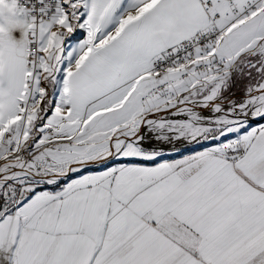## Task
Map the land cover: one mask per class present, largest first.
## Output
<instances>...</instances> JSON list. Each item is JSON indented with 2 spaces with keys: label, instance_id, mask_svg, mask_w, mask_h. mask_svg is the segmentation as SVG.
Returning <instances> with one entry per match:
<instances>
[{
  "label": "snow or ice",
  "instance_id": "snow-or-ice-1",
  "mask_svg": "<svg viewBox=\"0 0 264 264\" xmlns=\"http://www.w3.org/2000/svg\"><path fill=\"white\" fill-rule=\"evenodd\" d=\"M0 264H264V0H0Z\"/></svg>",
  "mask_w": 264,
  "mask_h": 264
}]
</instances>
